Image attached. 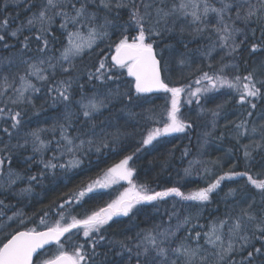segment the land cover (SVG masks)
I'll use <instances>...</instances> for the list:
<instances>
[{
	"label": "snow or ice",
	"instance_id": "6c2138e0",
	"mask_svg": "<svg viewBox=\"0 0 264 264\" xmlns=\"http://www.w3.org/2000/svg\"><path fill=\"white\" fill-rule=\"evenodd\" d=\"M24 2L30 15L19 23L0 13V49L7 52L0 54V193L24 183L12 194L30 195L49 177L53 189L57 181L67 186L98 166L100 157L123 155L102 177L61 191L40 209L38 224L20 208L7 215L14 206L0 200V264H104L97 251L104 244L109 251L119 248L115 255L122 259L114 264H264V0ZM193 40L205 42L197 51L207 61L195 70L188 50ZM174 68L190 71L173 82ZM153 93L166 94L160 112L143 107ZM210 93L226 99L205 108L201 100ZM40 94L54 109L52 122L28 128L25 116L29 109L39 115ZM119 114L126 116L123 124L116 122ZM201 120V147L213 137L232 142L227 171L213 172L223 168L219 158L189 161L185 176L202 167L214 179L187 194L175 185L156 191L134 181L135 160L147 146L187 133ZM17 158L23 161L18 170L12 166ZM240 164L243 170H237ZM238 179L244 184L221 197L224 212L201 224L222 182ZM121 181L128 187L111 202L84 208L86 198ZM168 197L179 199L166 211L167 222L161 218L128 234L139 227L138 205L155 207ZM77 207L83 212L73 214ZM52 208L57 218L50 221ZM114 217L128 218L116 233L122 239L107 235Z\"/></svg>",
	"mask_w": 264,
	"mask_h": 264
},
{
	"label": "trees",
	"instance_id": "16d2710c",
	"mask_svg": "<svg viewBox=\"0 0 264 264\" xmlns=\"http://www.w3.org/2000/svg\"><path fill=\"white\" fill-rule=\"evenodd\" d=\"M20 1V2H18ZM7 5V7H5ZM0 13L7 16L10 15L14 18H16L15 22L19 23L21 20H24L27 16L30 15V12L28 11L27 5L25 2H21V0H0ZM186 39H188L186 37ZM167 41H165L166 43ZM174 42V41H173ZM205 42L201 40H193L188 45L189 55L192 60V70H195L197 68L196 63L201 62L202 65H206L207 61L204 60V58L200 55V52L197 51L198 48H201ZM59 46V45H57ZM103 46V45H102ZM180 51H185L182 45L177 46ZM0 54L7 55L6 50L0 49ZM183 72V75L185 77L188 76L189 69H180V68H174L173 69V76L180 77L181 74L176 75L178 71ZM205 70H207L205 68ZM194 79V77H193ZM182 82H187L185 79ZM150 101L155 100L156 96L158 95H164V93H153L148 94ZM43 97V94H40V98ZM38 98V99H40ZM164 104H158L155 102L147 104L143 106L145 109L155 107L158 112L162 111V106ZM3 104H0V107H2ZM49 108V104L46 108H41L39 115H36L32 109H29L27 112V115L25 116V120L27 121L28 128H36V127H46L51 124L52 120L47 119V113L46 110ZM52 109V108H51ZM134 111H141L140 108L133 109ZM52 115H54V109H52ZM115 112V111H114ZM118 113V112H117ZM105 115H107V112H105ZM195 115V114H194ZM193 115V116H194ZM126 119V116L123 114L118 115V122L119 124H123L124 120ZM47 121V123H46ZM206 123V120H201L197 122V125L194 126L192 131V141H182L180 139H161L159 140V143H155L156 147L153 148H147L142 152L140 155V158L138 160H135V168H136V177L135 180L137 184H147L151 189H154L156 191H161L167 187L172 186H179L181 187V190L185 193L197 191L199 188L206 187L207 182L214 179L212 175H206L203 171L202 167H194L192 170V175L185 176L184 174V165L187 166V162L189 161L190 155H192V160L196 157V155H199L198 152V146H201L202 141L200 139V145H198V139H199V132L201 134V131L205 129L204 125ZM3 123L0 122V127H3ZM221 129V128H220ZM219 129V130H220ZM129 131L132 129L129 128ZM143 129H138V131H142ZM217 136L219 133L216 134ZM137 141L140 139V136L137 135L135 138ZM214 141L216 145L219 146H225L230 148L232 142L226 137L225 139H216L215 137L210 138ZM14 142V141H13ZM135 147V145H133ZM188 149L189 155L183 156V152L185 149ZM106 152L108 150H105ZM29 153H24V155H28ZM94 155V154H93ZM123 154L117 155L115 152L111 153L107 156L100 157V162L98 166H93L89 171L86 173H83L79 176L74 177L73 181L68 184L67 186L64 185L61 181H57L58 187L53 189L50 180L51 177H49L48 180H45L43 182V185H34L33 191L30 195H26L23 197H20L18 195H13L12 191L19 192L20 188L25 187L24 183H18L17 185L13 186V189L10 190L7 193H0V200H4L5 204L12 205V202L15 201L18 203V207H21L22 203L28 202L27 211L29 210V203L32 198V204L31 208L34 209L38 206L43 208H47L53 200L56 199V197L59 195L61 191L67 192L69 189L73 187V185L79 183L80 180L86 179L87 177H91L92 179L97 178V176L103 174V169H106L107 167L111 166L114 163H117L120 158H122ZM95 157L96 154L94 155ZM92 157V155L90 156ZM212 158H215L213 160H217L219 158L221 160V163L223 164V168H215L213 169V172L215 174H219L221 171H227L229 168V164L232 162L229 160V158L226 156V153H221L218 149L212 148L209 150L206 158L210 161H213ZM135 159V158H134ZM167 161V164L164 162ZM87 164V161H86ZM95 165L96 162H93ZM12 166L14 169H19L23 166L22 159H14L12 161ZM35 166H33V171H35ZM237 170H243V165H238ZM229 181L222 182L221 189L218 190L219 195L213 194L212 202L207 205L206 208L203 210V218L200 220L201 224H205L212 218H214L217 215H220L224 212L225 205L223 202H221V197L224 196V193L228 191V188L230 187H237L238 184L242 185L244 184V180H239L237 184H234L232 186H229L227 183ZM2 183V181H0ZM110 199V195L106 193H101L97 196H92V199L86 198V203L84 205V208L92 209L97 207H103L106 205V201ZM179 198H173L168 197L165 201H160L158 203L154 202L155 207L152 204H145L138 208L141 209V212L137 215L136 221L139 224L138 228H133L130 232H128L129 235L134 234L136 231H138L141 228L148 227L152 222H159L161 218L164 219V221L167 222V215L165 214L166 211H171L172 209V203L174 200H178ZM39 202V203H38ZM184 204H195L197 202H183ZM17 207V208H18ZM179 207V206H178ZM156 208H159V211H156ZM84 209L82 208H75L73 211V214H76L77 212L82 213ZM7 215H9L10 209L6 210ZM56 208H52L50 212V221L55 220L56 217ZM40 214V211L33 216V220L36 224L39 223L38 216ZM115 222H111V227L108 228L107 235L110 238L114 239H122L123 236L116 234L118 233L119 229L124 228L128 224V218H121V219H115L113 220ZM33 223H30L28 227H32ZM16 227V225H14ZM116 234V235H114ZM81 241L83 240V237H80ZM101 255L98 257V261H103L104 264H114L115 261H119L122 259V257L115 255L116 252L119 251V248H113L111 251H109V246L104 244L101 247L97 249ZM108 252L107 257L103 255L104 252ZM126 258V257H125Z\"/></svg>",
	"mask_w": 264,
	"mask_h": 264
},
{
	"label": "rangeland",
	"instance_id": "374dc122",
	"mask_svg": "<svg viewBox=\"0 0 264 264\" xmlns=\"http://www.w3.org/2000/svg\"><path fill=\"white\" fill-rule=\"evenodd\" d=\"M18 2H20V1H18ZM21 2H24V0H21ZM162 46H163V45H162ZM101 47H103V46L101 45ZM214 56H215L216 59H219V56H218V55L214 54ZM87 60H88V57L86 56V57H85V62H87ZM198 65H202V63H201V62H197V63H196V66H198ZM179 74H181V71H180V70L178 71V73H177L176 75H179ZM179 78H180V77H179ZM179 78L173 76V72H172V74H171V80H172L173 82H176ZM221 91L223 92L224 90H221ZM160 94H161V93H160ZM165 95H166V94H164V95H158V96H156V99H155V100L152 99V101H150L149 103L144 104L143 106H145V105H147V104H150V103H153V102H155V101H156V103H158V104H162V103L164 104V103H165V99H164V98H165ZM224 99H226V97H224V96L221 95L220 93H210V94H208V96H207L206 98H203V99L201 100V104H203L205 108H214L216 104L221 103ZM35 103H36V107H37V109L46 108V107L48 106V103H45L43 97L40 98V99H36ZM195 107H196L195 104H193V105L190 106L191 109H195ZM228 108L230 109V108H231V105H229ZM51 110H52V109H51L50 106H49V108L46 110V113H47V119H51L52 116H53V115H52V112H53V111H51ZM113 111L118 112V107H117V109H113ZM188 111H189V108H188V107L182 108V112H185V114H187ZM194 114H195V113L193 112V115H194ZM229 118H230V119H236L237 117L230 116ZM219 123H220V125H221V127H220L221 129L218 128V129H217V133H219V132L222 130V127H223L225 121H224L223 119H221V120L219 121ZM193 128H194V127H193ZM219 129H220V130H219ZM204 130H205V129H204ZM204 130H203V131H204ZM192 131H193V129L188 130L187 133H172V134H170V135H168V136H162V137H160L159 140L167 138V139H170V140L180 139V140H182V141H188V142H190V141H192ZM203 131H201V133H202ZM217 133H216V134H217ZM199 136H201L200 132H199ZM244 142L247 143V141H244ZM153 143L155 144L156 141H154ZM198 145H200V137H199V139H198ZM230 146H232V144H231ZM151 147H153V146H152V145L147 146V148H151ZM212 148H214V149H218L221 153H226V152L228 151V149H229L228 147H225V146H219V145H216V144L214 143V141L210 139L209 143L206 144V145H203V147L198 146V152H197V154L199 153V155H196V157H195L193 160L199 159V160H202V161H205V162L210 161L209 159L206 158V156H207L209 150H211ZM189 152H191V151H189ZM94 155H95V154H94ZM94 155L92 154V157H90V159H91L93 162H97V157H95ZM211 159L213 160V159H215V158H212V157H211ZM193 160H192V155H190V157H189V161H193ZM189 161L187 162V166L184 165L185 168H187V167L189 166ZM231 163H232V162H231ZM231 163H230V164H231ZM230 164H229V166H230ZM102 175H103V174H102ZM102 175H100V177H102ZM135 177H136V175L134 176V181L136 182ZM212 177H214V175H212ZM239 180H242V179H238V181H239ZM136 183H137V182H136ZM237 183H238L237 181H229L227 184H228L229 186H232V185L237 184ZM127 187H128V184H127L126 182H124V181H121L119 184L113 185V186H111V187H109V188H106V189H100V190L98 191V193L94 194V196L100 195L101 193H106V194L110 195V199H108V200L106 201V204H107L108 202H111L113 199H115L117 196H119V194H120L121 192H123L124 189L127 188ZM193 192H195V191H193ZM185 194H187V193H185ZM33 199H34V198H32V199L30 200L29 207H28L29 210H28V211H27L28 202H24V203H22L21 207H18V206H17L18 203L15 202V201H13V202H12V206H14V207H12V208L10 209L9 216L12 215V212L15 211L17 207L20 208V209H22V211L25 212V213H27L29 216H32V217L35 216V215H33V214H34V213L37 214V213L40 211V209H41L42 207H40V206L37 205L36 208L32 209L33 207L31 208V204H32V200H33ZM38 203H39V202H38ZM190 203H191V202H190ZM144 205H145V204H144ZM140 206H142V205H138L137 207H140ZM121 218H125V217H114L113 220H115V219H121ZM110 223H111V222H110ZM29 225H30V223L27 224V226H29Z\"/></svg>",
	"mask_w": 264,
	"mask_h": 264
}]
</instances>
